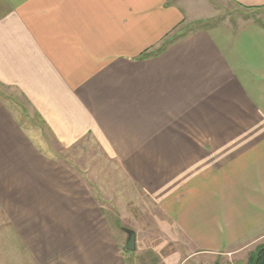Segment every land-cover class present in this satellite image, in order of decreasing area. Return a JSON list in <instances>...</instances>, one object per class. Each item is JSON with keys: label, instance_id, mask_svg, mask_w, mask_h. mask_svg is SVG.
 <instances>
[{"label": "crops", "instance_id": "obj_1", "mask_svg": "<svg viewBox=\"0 0 264 264\" xmlns=\"http://www.w3.org/2000/svg\"><path fill=\"white\" fill-rule=\"evenodd\" d=\"M190 11L0 0V227L4 249L20 253L10 264H126L94 201L96 165L99 196L114 168V190L155 205L163 231L188 243L180 264L244 260L264 245V27L186 32ZM71 150L84 154L81 173L62 158Z\"/></svg>", "mask_w": 264, "mask_h": 264}, {"label": "rangeland", "instance_id": "obj_2", "mask_svg": "<svg viewBox=\"0 0 264 264\" xmlns=\"http://www.w3.org/2000/svg\"><path fill=\"white\" fill-rule=\"evenodd\" d=\"M179 3H184V6L190 11L191 19L188 20V26L186 32L192 30H200L203 28L227 26L231 29H239L245 24H259L264 27V10H248L241 9L240 7L232 4L228 0H176ZM2 91L13 97L14 105L18 109L21 105L24 110L23 112L18 109L16 112L23 113L24 116L32 117L31 124L36 123L39 125L35 118L34 113L28 108L23 99L13 90L4 89ZM12 105V104H11ZM47 137V136H46ZM89 154V153H87ZM68 155V156H67ZM92 160L98 161L99 153H91ZM68 159L75 162L76 173H81L82 160L84 154L81 152H70L63 151L62 158ZM73 162V164H74ZM98 162H96L97 164ZM72 165V164H71ZM105 169H103V172ZM91 172V183L92 192L95 196V203L104 209V213L107 212L112 216H107V220L115 223L116 236L120 244V250L124 258H126V264H180V258L184 257L190 252L186 242L177 233L164 232L161 226L163 221L162 215L159 209L155 205L150 204L146 199H140L135 196L130 188L125 189L122 192H116L115 186V169H106L107 174V194L99 196L98 190L93 189V186L97 183L100 174V170L97 165L90 169ZM104 174V173H102ZM106 198V201L103 199ZM119 198V199H118ZM106 203V204H104ZM118 211H122L121 215ZM109 222V223H110ZM111 227H113L111 225ZM0 264H4V258H6L7 264H10L13 256H18V247L16 250L8 247L4 249L3 244L5 238L7 239V232L0 227ZM123 229L132 230L135 233V249L130 252L126 249L127 234ZM255 252V251H254ZM253 252V253H254ZM251 253L244 260L234 261V258L228 255L229 259H226L220 264H248ZM183 264H198V260H190Z\"/></svg>", "mask_w": 264, "mask_h": 264}, {"label": "trees", "instance_id": "obj_3", "mask_svg": "<svg viewBox=\"0 0 264 264\" xmlns=\"http://www.w3.org/2000/svg\"><path fill=\"white\" fill-rule=\"evenodd\" d=\"M248 264H264V245L259 246L255 250V252L250 257V261H248Z\"/></svg>", "mask_w": 264, "mask_h": 264}, {"label": "water", "instance_id": "obj_4", "mask_svg": "<svg viewBox=\"0 0 264 264\" xmlns=\"http://www.w3.org/2000/svg\"><path fill=\"white\" fill-rule=\"evenodd\" d=\"M123 231L127 234L126 240V249L130 252L134 251L135 249V233L129 229H123Z\"/></svg>", "mask_w": 264, "mask_h": 264}, {"label": "built area", "instance_id": "obj_5", "mask_svg": "<svg viewBox=\"0 0 264 264\" xmlns=\"http://www.w3.org/2000/svg\"><path fill=\"white\" fill-rule=\"evenodd\" d=\"M232 264H238V263H232Z\"/></svg>", "mask_w": 264, "mask_h": 264}]
</instances>
